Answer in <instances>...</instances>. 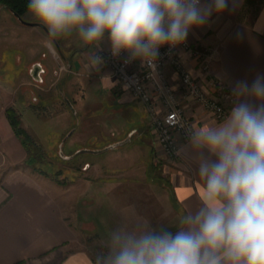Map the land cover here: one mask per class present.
<instances>
[{
    "label": "crops",
    "instance_id": "crops-1",
    "mask_svg": "<svg viewBox=\"0 0 264 264\" xmlns=\"http://www.w3.org/2000/svg\"><path fill=\"white\" fill-rule=\"evenodd\" d=\"M6 9L0 6V70L14 65L17 69L10 77L0 74V264H32L53 250H62L66 242L78 239L64 214L56 183L26 166L27 149L8 119L6 110L12 105L8 94L20 86H32V93L27 91L32 97V111L58 134L67 133L62 145L67 160L77 159L83 153H75L89 148L91 141L100 143L102 146L97 149H101L130 138L121 145L129 147L125 153L120 152L123 147L119 146L108 150L106 158L99 162L82 157L78 161H84L86 168L94 172L102 167L119 172L102 176L103 179L93 175L92 185L104 179L108 183L151 179L156 167H160L169 180L167 192L175 212L170 227L175 231L178 214L199 203L201 181L195 163L188 156L179 155L177 159L162 158L165 162L158 166L144 104L125 91L110 68L90 65V46L82 45L75 36L50 43L47 31L32 25L40 22L31 14L23 22L13 12L4 15L2 11ZM262 20L264 0L250 4L246 0H229L228 9L213 13L208 24L194 28L187 38L194 46L215 49L211 73L228 87L232 89L237 81L251 85L258 74L264 76V23L258 25ZM52 44L60 58L53 54ZM109 47L105 40L97 53ZM11 50L16 51L13 66L10 55L6 56ZM183 55L193 73L201 75L195 59L187 52ZM61 64L70 71H61ZM168 73L172 85L179 89L177 74L171 69ZM188 101L195 127L222 121L198 102ZM51 107L60 110L52 117L45 114ZM94 257L89 251L76 249L61 256L56 264H94Z\"/></svg>",
    "mask_w": 264,
    "mask_h": 264
},
{
    "label": "clouds",
    "instance_id": "clouds-1",
    "mask_svg": "<svg viewBox=\"0 0 264 264\" xmlns=\"http://www.w3.org/2000/svg\"><path fill=\"white\" fill-rule=\"evenodd\" d=\"M229 0H28L27 10L49 42L77 37L90 46L89 63L127 54L155 67L160 49L182 45ZM264 23V20L259 21ZM257 30H260L257 27ZM223 120L187 131L177 155L188 156L201 181L199 203L173 227L135 219L111 229L94 264H264V76L237 81Z\"/></svg>",
    "mask_w": 264,
    "mask_h": 264
},
{
    "label": "rangeland",
    "instance_id": "rangeland-1",
    "mask_svg": "<svg viewBox=\"0 0 264 264\" xmlns=\"http://www.w3.org/2000/svg\"><path fill=\"white\" fill-rule=\"evenodd\" d=\"M2 12L4 15L12 14L8 9ZM51 46L57 51L54 44ZM15 52V50H11L6 53V56L10 55L11 66L15 64ZM57 53L59 55V52ZM15 69H17L15 65L11 69L4 68L0 70V74L10 77L16 72ZM9 89L11 90V88ZM29 90L32 93V86H20L16 92L13 90L12 94H8L9 101L12 102L10 107H14L20 114L22 126L32 136L34 143L37 144L36 150L32 151L34 155L37 154L36 164L49 171L50 175H46L44 172L40 173L39 170L33 169L32 165L26 164V166L56 183V191H58V196L62 201L64 214L78 236L76 241L66 242L64 245L67 246L62 250H53L43 258L36 260L34 263L32 262V264H56L61 256L76 249H84L96 256L99 252L106 250L104 249V244L111 229L135 219H146L153 225H172L175 212L171 207L167 192L169 180L162 175L160 167H156V173L151 176V179L143 177L136 181H118L115 183H108L104 179V181H99L92 185L91 178H93V175L102 177L108 176L112 172H119L103 167L97 171L98 173L94 172L92 168H86L84 161L80 163L78 158L82 157L84 160H97L99 162L106 158L108 151L98 154L83 153L77 159L67 163L66 161L68 160L64 154L66 148L63 150L61 147L64 144V138L67 133L58 134L55 132V128L52 129L50 123H45L34 113L35 111H32V97L27 92ZM177 91L180 105L187 107L188 99L182 97L181 88L177 89ZM181 93L182 96L180 97L179 94ZM26 94H28L29 100H26ZM38 109L41 110L40 108ZM46 110L45 114L49 116L60 111L58 107H51ZM39 114H41V111H39ZM151 141L154 147V140L152 139ZM90 143L88 147L91 149H97L102 146L100 143H94V141ZM128 144L129 146L130 144L132 145V143ZM128 148L127 146L123 147L120 152L125 153L129 151ZM39 153H43V156L38 157ZM155 154L154 150L156 161L158 156ZM132 156H135V154L133 153ZM159 159L156 164L162 166L165 161L162 158ZM57 171L62 172L61 175H55ZM60 180L63 182L59 183ZM19 264H24V262Z\"/></svg>",
    "mask_w": 264,
    "mask_h": 264
},
{
    "label": "built area",
    "instance_id": "built-area-1",
    "mask_svg": "<svg viewBox=\"0 0 264 264\" xmlns=\"http://www.w3.org/2000/svg\"><path fill=\"white\" fill-rule=\"evenodd\" d=\"M50 47L56 58H60ZM159 51L154 68L139 60L125 63L127 54L113 57L110 47L101 48L97 53L102 57L101 64L110 68L125 91L144 104L150 119L155 155L158 156L156 162L159 158L177 159L179 155L175 150L187 142V131L195 127L189 106L180 105L178 91L171 83L168 69L179 77L182 97L198 102L216 119L223 120L233 105L232 89L211 73L215 49L194 46L187 38L176 48L164 46ZM184 52L195 59L201 75H195L188 67ZM60 70L68 71V67L61 64Z\"/></svg>",
    "mask_w": 264,
    "mask_h": 264
},
{
    "label": "trees",
    "instance_id": "trees-1",
    "mask_svg": "<svg viewBox=\"0 0 264 264\" xmlns=\"http://www.w3.org/2000/svg\"><path fill=\"white\" fill-rule=\"evenodd\" d=\"M254 0H246L247 4L252 3ZM27 3L28 0H0V5H4L8 8H10L12 11H14L16 14L19 16H24L28 10H27ZM8 119L16 133V135L21 139L22 143L26 147L28 151V157L26 160V164H29L30 166L32 165L37 171L39 172H44L46 175H50V172L43 169L41 166H38L36 164V159H37V154L34 155L32 151L36 150L37 144L34 143L32 136L27 132V130L22 126L20 114L16 111L14 107H9L6 110ZM35 146V147H34ZM34 147V149H32ZM34 155V157H33ZM42 157L43 153H39L38 157ZM67 163H70L71 161H66ZM62 172L57 171L55 172V175H61ZM56 176V177H57ZM58 181V179H56ZM63 181L60 180L59 183H62ZM95 259V257H94Z\"/></svg>",
    "mask_w": 264,
    "mask_h": 264
},
{
    "label": "water",
    "instance_id": "water-1",
    "mask_svg": "<svg viewBox=\"0 0 264 264\" xmlns=\"http://www.w3.org/2000/svg\"><path fill=\"white\" fill-rule=\"evenodd\" d=\"M32 25L41 26V27H43L46 30V28L41 23H32ZM129 140H130V138H127V140H123V141H119V142H116V143H112V144H110V145H108V146H106L104 148H101V149L81 148L80 150H78L75 153V156L80 154V153H96V154L103 153V152L108 151L110 149L119 147V146L125 144ZM61 147H62V145H61ZM69 158H71V157H69Z\"/></svg>",
    "mask_w": 264,
    "mask_h": 264
},
{
    "label": "flooded vegetation",
    "instance_id": "flooded-vegetation-1",
    "mask_svg": "<svg viewBox=\"0 0 264 264\" xmlns=\"http://www.w3.org/2000/svg\"><path fill=\"white\" fill-rule=\"evenodd\" d=\"M0 6H2V5H0ZM4 6V5H3ZM7 9L8 10H10L11 12H13V13H15L14 11H12L10 8H8L7 7ZM16 14V13H15ZM31 13H29V11L24 15V16H19L18 14H16L19 18H20V20H22L23 22H27L26 21V19L29 17V15H30ZM29 23V22H28ZM68 70H69V68H68ZM70 71V70H69ZM73 160H75V159H69V161H73Z\"/></svg>",
    "mask_w": 264,
    "mask_h": 264
}]
</instances>
